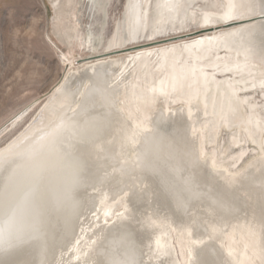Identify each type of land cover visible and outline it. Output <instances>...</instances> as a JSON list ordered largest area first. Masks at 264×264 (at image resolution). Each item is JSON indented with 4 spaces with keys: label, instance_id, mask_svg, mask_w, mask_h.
I'll use <instances>...</instances> for the list:
<instances>
[{
    "label": "bare ground",
    "instance_id": "1",
    "mask_svg": "<svg viewBox=\"0 0 264 264\" xmlns=\"http://www.w3.org/2000/svg\"><path fill=\"white\" fill-rule=\"evenodd\" d=\"M45 1L71 46L82 0ZM90 1L104 30L109 0ZM259 16L264 0H126L106 41L89 28L81 44L107 53ZM61 58L60 81L0 148V264H264V17ZM250 89L259 107L239 96ZM233 127L230 147L252 155L221 158Z\"/></svg>",
    "mask_w": 264,
    "mask_h": 264
},
{
    "label": "rangeland",
    "instance_id": "2",
    "mask_svg": "<svg viewBox=\"0 0 264 264\" xmlns=\"http://www.w3.org/2000/svg\"><path fill=\"white\" fill-rule=\"evenodd\" d=\"M125 2L109 0L107 25L101 30V17L95 5L90 0H82L80 12L83 28L77 29V40L71 46H64L53 35V13L45 0H0V148L20 131L46 94L60 81L66 70L61 53L73 59L75 67L81 59L106 53L101 50L98 54H91L83 49L82 31L90 28L96 36L101 35L106 41L115 22L121 19ZM239 96L259 107L263 93L260 89H250L242 91ZM236 131L235 127L219 131V152L226 150L221 158L233 155L240 148L247 150L248 155L253 154L255 146L249 142L230 147L229 138ZM213 149V145H207L206 154ZM226 163L229 162L226 160Z\"/></svg>",
    "mask_w": 264,
    "mask_h": 264
},
{
    "label": "water",
    "instance_id": "3",
    "mask_svg": "<svg viewBox=\"0 0 264 264\" xmlns=\"http://www.w3.org/2000/svg\"><path fill=\"white\" fill-rule=\"evenodd\" d=\"M264 16H259L256 18H250V19H246V20H241V21H231L228 22L226 24L223 25H219L216 27H212V28H205V29H200V30H193L190 32H186V33H182L179 35H174V36H167L161 39H154V40H150V41H144L143 43L134 45V46H128V47H124L122 49H117V50H113L111 52H107L104 54H100V55H95V56H90L88 58L85 59H81L79 60L77 63H81V62H93L99 59H105L108 57H116V56H120V55H126L129 53H133L142 49H147V48H153V47H159V46H163V45H167L170 43H175V42H179V41H183V40H189V39H193L199 36H203L205 34H210L213 32H217L223 29H228L231 27H235L241 24H246L249 22H252L256 19H262ZM46 99V97L43 99V101Z\"/></svg>",
    "mask_w": 264,
    "mask_h": 264
},
{
    "label": "snow or ice",
    "instance_id": "4",
    "mask_svg": "<svg viewBox=\"0 0 264 264\" xmlns=\"http://www.w3.org/2000/svg\"><path fill=\"white\" fill-rule=\"evenodd\" d=\"M3 160V157H0V161H2Z\"/></svg>",
    "mask_w": 264,
    "mask_h": 264
}]
</instances>
